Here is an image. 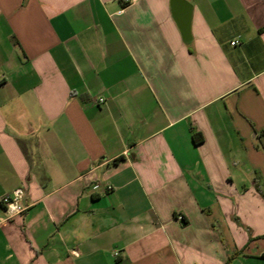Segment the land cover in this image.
<instances>
[{
	"label": "crops",
	"instance_id": "crops-1",
	"mask_svg": "<svg viewBox=\"0 0 264 264\" xmlns=\"http://www.w3.org/2000/svg\"><path fill=\"white\" fill-rule=\"evenodd\" d=\"M263 256L264 0H0V264Z\"/></svg>",
	"mask_w": 264,
	"mask_h": 264
},
{
	"label": "built area",
	"instance_id": "built-area-1",
	"mask_svg": "<svg viewBox=\"0 0 264 264\" xmlns=\"http://www.w3.org/2000/svg\"><path fill=\"white\" fill-rule=\"evenodd\" d=\"M230 44L234 45L236 44V42H231ZM96 102L102 103L103 100L98 99ZM23 194H24V191L22 189H17L11 195L5 196L2 199V203L4 205L3 211L5 213L6 220H9L22 212L23 209L19 205V201L22 198ZM114 255H117V253H115Z\"/></svg>",
	"mask_w": 264,
	"mask_h": 264
},
{
	"label": "trees",
	"instance_id": "trees-1",
	"mask_svg": "<svg viewBox=\"0 0 264 264\" xmlns=\"http://www.w3.org/2000/svg\"><path fill=\"white\" fill-rule=\"evenodd\" d=\"M192 139H193L194 142L197 143V142H200V141H201V136H200L199 134H197V133H194V134L192 135ZM114 162H117V160L114 161ZM263 257H264V256H263ZM231 260H232V258L229 257V258L226 260V262H225L224 264H230Z\"/></svg>",
	"mask_w": 264,
	"mask_h": 264
}]
</instances>
